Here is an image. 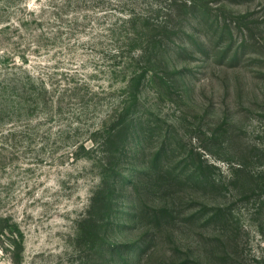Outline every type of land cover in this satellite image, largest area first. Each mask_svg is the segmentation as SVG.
<instances>
[{"label":"rangeland","instance_id":"rangeland-1","mask_svg":"<svg viewBox=\"0 0 264 264\" xmlns=\"http://www.w3.org/2000/svg\"><path fill=\"white\" fill-rule=\"evenodd\" d=\"M65 1L0 0V264H264L262 203L241 201V183L215 196L193 182L208 165L227 179L230 161L264 151V0H194L201 28L186 16L188 36L176 44L195 58L160 66L168 85L146 82L133 112L152 115L137 127L146 140L111 139L134 70L115 53L132 47L109 31L119 15L109 11L155 22L162 14L151 7L165 0H95L85 11L72 0L80 14ZM123 28L136 49L156 34L141 19ZM187 160L191 186L172 185L168 175ZM138 171L137 196L124 182ZM102 187L115 203L95 223ZM227 206L232 216L207 222ZM153 209L173 215L158 221Z\"/></svg>","mask_w":264,"mask_h":264},{"label":"trees","instance_id":"trees-1","mask_svg":"<svg viewBox=\"0 0 264 264\" xmlns=\"http://www.w3.org/2000/svg\"><path fill=\"white\" fill-rule=\"evenodd\" d=\"M95 0H76V2H80L83 5H80L79 9L85 11L91 5V2ZM68 3L67 8L70 10H75V13L83 12L79 11L78 8L72 7V0L65 1ZM124 6L125 3H123ZM95 6V4H92ZM110 9V5L107 7ZM55 9H59L56 7ZM152 11H157L158 13L162 14L159 15L160 18L157 21L152 22V18L149 17L141 11L137 13L135 10H126L125 8L122 9H111L109 12L112 14L117 13L119 14L118 17L114 16L115 24L112 26L109 31L117 37V34L120 35L121 31H124L126 35H121V38H126L131 42L129 45L131 50L127 51L126 47L120 46L116 47L117 56L119 58L124 59L125 69L128 71H132L130 73V79L125 83L126 89H132V93L129 96V103L128 100L124 101V103L120 104V107L115 111L116 115L115 120L117 122V128H115L114 132L112 133L111 139L117 137L118 135H127L130 134L129 137L135 138L137 135H143L146 140V133L143 128L139 131L137 129L138 124H147L148 118L152 115L149 112H142V115H134L135 112L141 105V98L140 95L143 92L144 86L146 82L153 81L158 84L160 80L162 83L160 87L164 85H168L167 81H165L164 77L160 75L161 71L159 72L158 69L160 66L164 67L166 70L170 69L172 65L175 67V64L178 63L176 59L190 61L193 60L191 58H195L196 52L193 49H188L183 44L178 46L176 44L177 40H181L188 35H186V30L188 28L186 16H191L194 21H192V28L200 29L202 22L201 17H203V12L200 9V6L194 0H165V2L160 3L158 7H151ZM66 10V9H65ZM114 10V11H113ZM68 11V10H67ZM80 14V13H79ZM55 18H59L55 16ZM86 18L87 17H82ZM143 20L145 22H151L152 28L155 29L156 34L153 35L144 45H141L140 48L136 49L135 42L138 41V38L132 36V33L129 31L131 28H127L128 26H134L138 20ZM36 22V21H33ZM127 28V31L123 28ZM117 32V33H116ZM197 42H200L198 39ZM142 44V43H141ZM195 48H198L200 52L203 54L206 52V55H210L209 51L202 50L196 43H193ZM116 56V57H117ZM238 58V53L236 52L232 55V61ZM171 63V64H170ZM157 66V67H156ZM156 67L157 71H154ZM179 73V77L181 78L184 75V71H177ZM148 76L151 78L148 80ZM157 79V80H156ZM15 80V79H14ZM121 110V114L118 115V112ZM112 117V118H113ZM138 117V118H137ZM146 118V119H145ZM147 121V122H145ZM145 147L143 151H145ZM112 154L109 157H112L115 154L114 151L110 150ZM105 165L103 167L105 170H110L111 163L104 162ZM188 160L184 162V165L181 169L179 167L172 171L168 176H170V183L172 185H181V186H191V182L193 178L189 177L188 174ZM201 168L198 169V172ZM213 171H212V170ZM218 167L208 165L202 173L197 175L196 179H194V183L198 185H202L206 190L209 191L211 194L223 195L229 193L230 188H239V184L243 185L241 195L243 200H259L262 203L260 207L261 210L264 208V151L259 149L257 145L252 148L248 154L243 155L238 159V161H234L229 163V172L228 178L225 179L222 175H215ZM118 171V170H117ZM115 171V172H117ZM196 173V171H195ZM141 177L142 172L138 171L136 175L131 179H126L124 182L125 187L130 189L134 192V195L137 196L141 194ZM116 189V188H115ZM239 190V189H238ZM115 191L110 189L109 187H102L96 192L92 200V211L90 210L89 218L93 222L97 223V220H93L96 214H105L110 216L111 211H113L114 203H115ZM139 204V201L137 202ZM155 210V211H154ZM227 211L226 213L232 216L230 213L231 207H226L225 209L219 207L215 209L214 215L208 219L207 222L213 223L217 220L223 221V212ZM259 210V209H258ZM135 211H139V206L137 205ZM153 214L159 221L160 215H163L160 212H167L171 215L173 213L168 209H153ZM260 211V210H259ZM170 215V216H171ZM219 221V222H220ZM233 224V223H232ZM98 226V225H97ZM234 227V226H233ZM240 230L239 227L236 228L235 236L238 237V231Z\"/></svg>","mask_w":264,"mask_h":264}]
</instances>
